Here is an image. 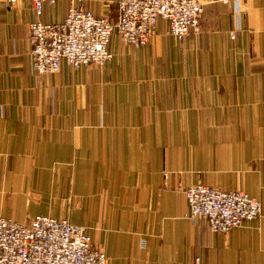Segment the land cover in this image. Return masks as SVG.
I'll list each match as a JSON object with an SVG mask.
<instances>
[{
	"label": "crops",
	"instance_id": "1",
	"mask_svg": "<svg viewBox=\"0 0 264 264\" xmlns=\"http://www.w3.org/2000/svg\"><path fill=\"white\" fill-rule=\"evenodd\" d=\"M182 40L108 39L102 64L30 66L29 21L70 2L115 18V0H0V216L83 225L106 264H264V0H200ZM233 33V36H231ZM202 182L260 199L227 231L187 216Z\"/></svg>",
	"mask_w": 264,
	"mask_h": 264
},
{
	"label": "built area",
	"instance_id": "2",
	"mask_svg": "<svg viewBox=\"0 0 264 264\" xmlns=\"http://www.w3.org/2000/svg\"><path fill=\"white\" fill-rule=\"evenodd\" d=\"M1 1L10 4L16 0ZM29 1L39 16L43 4L55 0ZM115 4L113 20L70 2L58 21L38 17L29 21L32 70L55 72L61 62L72 67L102 64L111 56L107 43L112 33L137 46L151 38L160 18L167 23V33L182 40L190 31L199 30L203 13L200 0H115ZM183 191L187 216L205 219L212 230L227 231L261 213L260 199L242 189L226 190L197 182ZM106 260L83 225L46 214H35L27 221L0 216V264H106ZM182 264L216 263L196 255Z\"/></svg>",
	"mask_w": 264,
	"mask_h": 264
}]
</instances>
